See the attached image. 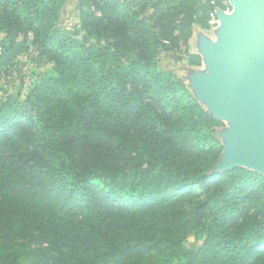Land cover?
Returning a JSON list of instances; mask_svg holds the SVG:
<instances>
[{
    "label": "trees",
    "instance_id": "obj_1",
    "mask_svg": "<svg viewBox=\"0 0 264 264\" xmlns=\"http://www.w3.org/2000/svg\"><path fill=\"white\" fill-rule=\"evenodd\" d=\"M218 1L78 0L68 30L65 0H0V81L51 63L0 85V264H264V174L213 172L222 122L159 65Z\"/></svg>",
    "mask_w": 264,
    "mask_h": 264
},
{
    "label": "rangeland",
    "instance_id": "obj_2",
    "mask_svg": "<svg viewBox=\"0 0 264 264\" xmlns=\"http://www.w3.org/2000/svg\"><path fill=\"white\" fill-rule=\"evenodd\" d=\"M237 2L238 0H219L214 3L215 7L210 9L207 28L194 25L187 44H181L178 49L162 52L159 56L161 69L172 74L174 79L183 82L201 106L222 122V125L216 128V135L223 145V151L213 172L227 171L236 167L249 168L239 159L230 162L225 159L226 149L237 132L239 123L237 115L223 113L202 94L201 90L209 81L221 75L214 66L213 52L221 49L233 33L229 20L237 15ZM80 25L78 0H65L57 27L74 30ZM5 40L6 33L0 30V51ZM191 55L199 57L196 63L190 58ZM50 67L51 63L40 57L34 49L21 53L2 74L1 88L14 95L23 96L49 71ZM199 244L200 242H192V240L185 243L186 247L195 249Z\"/></svg>",
    "mask_w": 264,
    "mask_h": 264
},
{
    "label": "water",
    "instance_id": "obj_3",
    "mask_svg": "<svg viewBox=\"0 0 264 264\" xmlns=\"http://www.w3.org/2000/svg\"><path fill=\"white\" fill-rule=\"evenodd\" d=\"M236 10L231 37L213 52L221 75L201 90L223 113L238 117L226 161L239 159L264 174V0H238Z\"/></svg>",
    "mask_w": 264,
    "mask_h": 264
}]
</instances>
